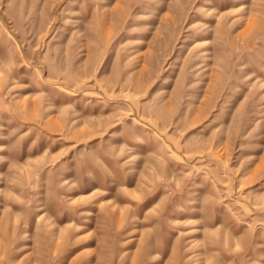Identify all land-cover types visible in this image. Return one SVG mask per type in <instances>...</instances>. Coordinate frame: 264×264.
<instances>
[{"label":"rangeland","instance_id":"obj_1","mask_svg":"<svg viewBox=\"0 0 264 264\" xmlns=\"http://www.w3.org/2000/svg\"><path fill=\"white\" fill-rule=\"evenodd\" d=\"M0 264H264V0H0Z\"/></svg>","mask_w":264,"mask_h":264}]
</instances>
